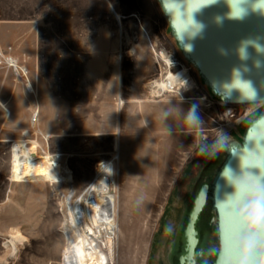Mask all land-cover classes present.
Returning <instances> with one entry per match:
<instances>
[{"label":"rangeland","instance_id":"rangeland-1","mask_svg":"<svg viewBox=\"0 0 264 264\" xmlns=\"http://www.w3.org/2000/svg\"><path fill=\"white\" fill-rule=\"evenodd\" d=\"M138 20L158 46L182 59L156 0H0V49L27 75L0 70V264H63L67 199L74 196V205L98 167L109 164L120 225L113 264H172L200 184L212 185L227 158V151L212 155L205 148L219 136L229 105L212 98L189 66L191 83L180 96L159 99L167 103L157 106L155 120L135 116L139 102L151 99L147 84L159 78ZM122 54L129 63L124 67ZM128 54L140 58L133 68ZM52 100L60 107L59 131L32 121ZM175 102L197 105L202 123L175 130L169 115L162 119ZM263 109L221 132L232 137V144L242 142ZM237 111L242 114L244 108ZM19 143L35 160L46 161L52 179L18 175ZM56 155L57 170L52 167ZM215 228L214 213L199 250L201 257L205 247L204 258L211 263L217 252ZM17 233L24 241L13 253L9 242Z\"/></svg>","mask_w":264,"mask_h":264},{"label":"clouds","instance_id":"clouds-1","mask_svg":"<svg viewBox=\"0 0 264 264\" xmlns=\"http://www.w3.org/2000/svg\"><path fill=\"white\" fill-rule=\"evenodd\" d=\"M219 0H159L161 12L168 18L170 26L181 42V48L191 54L195 50V41L203 39L207 25L197 19L203 9L216 5ZM229 11L226 17L233 21H244L250 14L264 17V0H225ZM215 23L222 26L221 16L215 17ZM261 37L246 38L239 42L235 54L240 61L250 58L249 47L264 54ZM221 54L225 50L221 49ZM257 68L264 67L261 61H255ZM250 69L246 65L233 66L226 79L221 81L225 99L238 93L237 102H247L257 96V89L245 73ZM167 112L162 119L166 120ZM147 124V121L145 122ZM188 127L202 123L195 107L185 115ZM170 131V129H169ZM232 137L222 133L211 148L212 155L230 151ZM232 163L225 164L220 171L219 180L223 192L217 202V264H264V182L261 169L264 168V128H256L247 137L245 145L235 153Z\"/></svg>","mask_w":264,"mask_h":264},{"label":"water","instance_id":"water-1","mask_svg":"<svg viewBox=\"0 0 264 264\" xmlns=\"http://www.w3.org/2000/svg\"><path fill=\"white\" fill-rule=\"evenodd\" d=\"M160 8L159 0H156ZM229 11L225 0H219L216 5L203 9L202 13L197 14V19L207 25L203 39L195 41V50L189 54L181 48V42L174 34L169 26L171 38L177 44L182 60L190 67L194 68L198 77L206 88L211 92L212 98H217L220 103L229 106H247V105H264V67L257 68L255 61L264 63V54L257 53L254 48L249 47L250 58L247 61H240L235 54V49L239 46V42L246 38H264V17L255 13L250 14L244 21H233L226 17ZM163 14V13H162ZM167 26L168 18L163 14ZM221 16L223 23L218 26L215 23V17ZM264 43V39H261ZM221 49L225 50V54H221ZM246 65L250 71L245 73L246 78L251 79L257 89V96L247 102H237L238 93H233L231 98H226V94L221 86V81L229 75L233 66ZM256 128H264V109L261 114L253 120L248 126L242 142L231 145L230 151H227V158L216 174L212 185L204 183L197 192L189 213L188 224L185 229L183 241H186L189 255L193 254V244L196 241V227L202 219V213L207 206L209 196L212 199L213 210L217 222V202L220 199L223 186L219 180L220 171L225 164L232 163L236 165L233 155L237 153L241 146L245 145L247 137ZM262 182H264V168L260 173ZM264 207V206H262ZM181 238H179L180 241ZM217 252L211 264H217ZM222 264V261H221Z\"/></svg>","mask_w":264,"mask_h":264},{"label":"bare ground","instance_id":"bare-ground-1","mask_svg":"<svg viewBox=\"0 0 264 264\" xmlns=\"http://www.w3.org/2000/svg\"><path fill=\"white\" fill-rule=\"evenodd\" d=\"M157 55L159 64L168 62L165 53L157 51ZM184 74L190 84L191 75L187 72ZM166 95L167 82L164 80L157 81L150 89L151 99H160ZM15 151V169L20 170L18 171L19 176L52 179L46 161L35 160L28 153L25 144H16ZM55 165L56 162L53 161L52 167ZM55 168L58 169L56 166ZM70 179L72 178L64 180L69 182ZM114 183L113 165L100 166L91 185L77 198L74 205V196L67 199L68 216L63 224V235L66 242L62 256L63 264H113L115 262L116 234L120 225L117 214V197L111 191ZM19 234L11 236L12 240L9 242L13 253L17 251V244L24 241L23 235ZM103 248L108 250L107 254Z\"/></svg>","mask_w":264,"mask_h":264},{"label":"built area","instance_id":"built-area-1","mask_svg":"<svg viewBox=\"0 0 264 264\" xmlns=\"http://www.w3.org/2000/svg\"><path fill=\"white\" fill-rule=\"evenodd\" d=\"M139 23V28L142 30L149 43V47L154 55V57L157 60V51L161 49L162 51L165 52V54L168 57V62H162V64H159V78L156 80H153L147 84V91L150 96V89L152 86L157 82L164 80L167 82V95L165 97L171 98V97H176L180 96L181 93L185 90V88L189 85L188 81L185 79V72L189 73L191 75V69L190 67L178 56L173 54L169 50H165L162 44H159V46L155 42V38L151 37L147 32H145L144 28L142 27L140 21L138 20ZM159 43V42H158ZM164 48V49H163ZM158 62V61H157ZM16 62L13 60V57L8 56V54L4 53L0 49V70L1 69H9L12 70L18 77L21 78H27L26 72L22 70L21 67L16 68ZM19 70V72L17 71ZM172 77V78H170ZM162 97V98H165ZM160 98V99H162ZM154 99V98H152ZM225 105V104H224ZM262 105H247V106H229V109L226 111V120H223L219 126L221 130L219 133H222L221 131L226 130H233L238 128L243 122H245L249 117H251L255 112H257ZM244 108V111L242 114H240L237 111V108ZM252 107H257L256 109H252ZM33 122L36 125L39 119V116L37 113L33 115ZM225 129V130H224ZM217 134L220 136V134ZM224 133V132H223ZM219 136H216L219 137ZM215 138V140H216ZM202 141L205 143H209L210 141L208 140L207 136H203ZM38 153L41 156H45L46 151L42 149L40 146H38ZM52 159H58V156H52ZM56 161V160H55Z\"/></svg>","mask_w":264,"mask_h":264},{"label":"crops","instance_id":"crops-1","mask_svg":"<svg viewBox=\"0 0 264 264\" xmlns=\"http://www.w3.org/2000/svg\"><path fill=\"white\" fill-rule=\"evenodd\" d=\"M146 41L148 43L147 39H146ZM131 43H133V42H130V41L128 42V44H131ZM143 45H146L145 41L144 42H138V46L136 48H134V50L140 49V47ZM148 45H149V43H148ZM143 49H145V48H143ZM128 55H129L128 57H131L130 62H131L132 68H133V67H135V62L140 61V58H135L133 56V54L132 55L128 54ZM121 62H122L121 63L122 67L127 66L129 64L127 58H125V55H123V54L121 55ZM163 103H167V101L159 100V99H154V100L149 99L147 101L146 100L140 101L139 105L141 107H139L140 109H138V111H137L138 114H135V116L136 115L138 117L142 116V117L146 118L148 120V122L152 121L153 119L155 120L157 106H159ZM193 107H195V110L197 113L200 111V109L197 105L189 104V103L181 104L180 102H175V103H171L168 106V109L170 110L168 115L173 121L172 127L175 130H185V131L186 130H193V127H188L185 123V115H186L187 111L189 109H192ZM219 107H221V109H224V108H222L223 106H219ZM46 108H47V112H44V111L40 112V117H39L40 124H45V125L50 124L53 128L55 126L57 128V130L59 131V126L61 124V121H60L61 113H60L59 105L55 104L54 100H52L51 104L48 105ZM131 108H132L131 117H133L134 116V114H133L134 109L136 108V106L131 107ZM49 109H51V111ZM166 112H167V108H166ZM194 128H196V127H194ZM43 132H45V131H43ZM47 136H50V138H53V136H51V135H47Z\"/></svg>","mask_w":264,"mask_h":264},{"label":"flooded vegetation","instance_id":"flooded-vegetation-1","mask_svg":"<svg viewBox=\"0 0 264 264\" xmlns=\"http://www.w3.org/2000/svg\"><path fill=\"white\" fill-rule=\"evenodd\" d=\"M204 183L210 184L209 181ZM204 183L200 184V187ZM213 215H214V210L212 205V199L211 196H209L207 206L205 207L202 213V219L196 227V232H197L196 241L195 244H193V254L190 256L188 251L189 245L187 244L186 241H183V237L185 235V229L188 224V218H189V214H188L180 234L181 239L178 242L175 252L173 254L172 264H211L210 259L206 260L204 258V254L206 251L203 252V249H205V247L202 249L201 257L199 256V250L203 246L205 237L209 232L208 230L210 229V219ZM206 248H208V246H206Z\"/></svg>","mask_w":264,"mask_h":264},{"label":"trees","instance_id":"trees-1","mask_svg":"<svg viewBox=\"0 0 264 264\" xmlns=\"http://www.w3.org/2000/svg\"><path fill=\"white\" fill-rule=\"evenodd\" d=\"M261 112H262V111H261ZM261 112H260V114H261ZM260 114H259V115H260ZM259 115H258V116H259ZM219 169H220V168H219ZM219 169H218V171H219ZM218 171L216 172V174L218 173ZM216 174H215V176H216ZM214 178H215V177H214Z\"/></svg>","mask_w":264,"mask_h":264}]
</instances>
